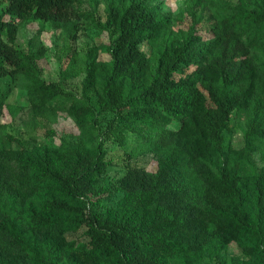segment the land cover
Instances as JSON below:
<instances>
[{
  "label": "trees",
  "instance_id": "16d2710c",
  "mask_svg": "<svg viewBox=\"0 0 264 264\" xmlns=\"http://www.w3.org/2000/svg\"><path fill=\"white\" fill-rule=\"evenodd\" d=\"M0 1L6 4L0 13V212L7 217L0 232L14 249L33 264H71L75 244L41 240V234L86 230L88 260L185 264L206 257L184 239L193 218L210 230L220 222L264 264V0L216 12L208 28L202 24L214 0H189L174 19L143 0H110L105 20L94 0ZM29 21L49 24L68 42L78 39L82 22H91L110 43L72 49L59 81L47 82L41 62L48 48L38 38L26 50L16 43ZM102 49L109 61L101 59ZM82 75L81 95L66 88ZM15 89L26 91L31 119L46 138L59 137V146L38 154L7 149L1 118ZM61 113L78 134L58 133ZM100 113L113 115L105 128ZM235 113L246 117L244 147L225 156ZM128 134L146 141L158 170L142 186L119 187L122 198L103 210L110 190L100 180L115 165L107 143L125 144ZM15 167L21 177L14 194L2 175Z\"/></svg>",
  "mask_w": 264,
  "mask_h": 264
},
{
  "label": "rangeland",
  "instance_id": "374dc122",
  "mask_svg": "<svg viewBox=\"0 0 264 264\" xmlns=\"http://www.w3.org/2000/svg\"><path fill=\"white\" fill-rule=\"evenodd\" d=\"M98 2V13L105 20L104 8L110 0H94ZM124 1V0H121ZM151 6L160 7L166 17L172 19L181 16L189 0H143ZM215 7H210L204 16L202 26L211 27L215 21V13L223 11L228 7L238 4L248 5L247 0H214ZM6 4L0 1L1 8ZM216 9V10H215ZM191 22L185 21L184 29H188ZM42 29V30H41ZM78 39L68 42L67 36L61 31L54 30L49 24H42L39 21L24 22L21 25L17 38V46L21 49H28L29 41L32 38H38V42L48 48L46 58L41 62L42 78L47 82H58L59 72L65 66L67 56L73 49L85 52L88 48L94 46H105L110 43V38L106 33L99 31L91 22L84 21L80 24L77 31ZM143 49L150 54L148 46ZM100 57L104 61H109L110 56L106 49L100 51ZM84 75L65 82L68 90L81 95L82 80ZM93 102L97 103V97L92 94ZM100 124L103 128L113 119L111 113L99 114ZM2 134L7 142V149L12 148L18 152V155L24 153L30 148L33 154H38L45 150L46 147H56L60 144V139L46 138L45 131L37 128L30 116V105L26 91L15 89L7 100L4 114L1 118ZM246 117L242 113H235L232 120V128L225 134V156H228L232 150H240L244 147V131L246 130ZM59 134H78V129L74 120L66 113L59 116V124L56 126ZM107 157L115 162V165L108 169L106 174L101 178L102 186L108 187L110 195L104 201L103 210L107 207L115 206L122 198L123 192L118 190L119 187L130 189L135 186H142L143 179L151 173L158 170V162L155 155L151 152V147L142 138L135 134H128V141L125 144L107 143ZM252 163L256 168L263 167L259 154L251 157ZM252 169L247 167V173ZM20 176V171L7 168L2 175L6 178L5 190L13 192L19 191V185L16 182ZM222 206L219 202H216ZM194 217V215H192ZM7 217L0 212V223ZM219 220V219H218ZM216 228L209 229L207 224L198 225L195 220L190 222L189 228L185 230V241L191 242L194 249L203 251L206 257L203 260L195 261L185 258V264H256L253 253L245 249L237 234L225 229V227L216 221ZM213 236L220 239L213 241ZM49 238L52 241H61L63 238L67 244H75V260L71 264H102L86 258L84 246L89 243L86 230L74 233L61 234L58 231H46L41 234L40 239ZM213 251L218 252L214 256ZM0 259L7 264H33L29 256L14 249L11 240L7 234L0 232Z\"/></svg>",
  "mask_w": 264,
  "mask_h": 264
}]
</instances>
